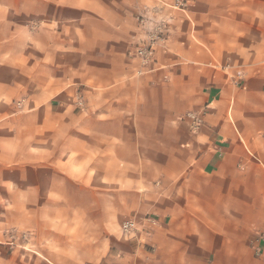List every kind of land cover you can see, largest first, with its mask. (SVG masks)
<instances>
[{
  "label": "crops",
  "instance_id": "obj_1",
  "mask_svg": "<svg viewBox=\"0 0 264 264\" xmlns=\"http://www.w3.org/2000/svg\"><path fill=\"white\" fill-rule=\"evenodd\" d=\"M0 131V264H264V0H0Z\"/></svg>",
  "mask_w": 264,
  "mask_h": 264
},
{
  "label": "rangeland",
  "instance_id": "obj_2",
  "mask_svg": "<svg viewBox=\"0 0 264 264\" xmlns=\"http://www.w3.org/2000/svg\"><path fill=\"white\" fill-rule=\"evenodd\" d=\"M48 100L43 99L40 100V105H45V103H47ZM14 132H6V131H0V135H2L4 137L3 134H6L10 140V138H14V136L12 135ZM13 146H15V142H13ZM1 166H3V164H1ZM30 166V165H29ZM11 167L10 165L6 168H2L0 170V176L1 177H5V176H9L10 172H11ZM6 178V177H5ZM9 188L12 190L13 188H17V186L14 185H10ZM72 188H74V186H72ZM74 190V189H72ZM2 192V190H1ZM14 196H16L15 194H13ZM65 199H59L57 200V206H56V211H55V218L57 220H63V219H67L70 217L74 218V219H79L80 218V212L76 211V210H65L63 208V202H65V200L71 204V205H80V204H85V206L87 205V203L89 202V198L87 195H80L78 193H73L71 195L68 196H63ZM27 200V199H26ZM0 239L2 240H6V234L8 232V237L10 239L11 235L14 236V241L16 242V244H20L19 240H27L28 235L27 233H22L17 231L16 229V222L17 221H21V216L19 215L18 211L15 210L13 208V205H11L8 201V199H6V196L2 197V193H1V197H0ZM84 217H86L84 215ZM22 236V237H21ZM8 239V240H9ZM28 242V240H27ZM1 245V244H0ZM23 245V244H22ZM22 248V247H20Z\"/></svg>",
  "mask_w": 264,
  "mask_h": 264
},
{
  "label": "built area",
  "instance_id": "obj_3",
  "mask_svg": "<svg viewBox=\"0 0 264 264\" xmlns=\"http://www.w3.org/2000/svg\"><path fill=\"white\" fill-rule=\"evenodd\" d=\"M164 40V34L163 29L160 26H156L154 28L153 34H151L148 39L142 41L140 44H138L135 48V55L139 58L140 63L143 66L148 65V63L152 60L153 53H154V47L155 44H157L159 41ZM78 104L80 106L83 105V101L81 99L78 100ZM189 116L193 119V126L194 128H197L201 122L202 119L195 114L190 113ZM145 224L144 232L147 234L150 232V229L156 227L159 225V222L151 217V216H145L141 220L138 218H127L122 222V232L124 234H131L135 237L137 236L138 232L140 231V224ZM8 233V232H7ZM7 235V234H6ZM14 236L11 235L10 239L8 240V244H14ZM6 243L4 240L0 239V244Z\"/></svg>",
  "mask_w": 264,
  "mask_h": 264
}]
</instances>
